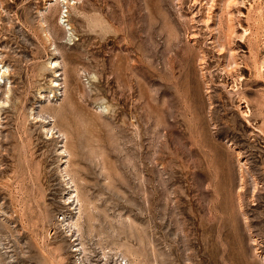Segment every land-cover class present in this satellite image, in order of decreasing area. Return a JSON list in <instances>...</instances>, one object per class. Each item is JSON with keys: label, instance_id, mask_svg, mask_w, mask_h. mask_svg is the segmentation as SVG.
<instances>
[{"label": "rangeland", "instance_id": "1", "mask_svg": "<svg viewBox=\"0 0 264 264\" xmlns=\"http://www.w3.org/2000/svg\"><path fill=\"white\" fill-rule=\"evenodd\" d=\"M53 2L0 0V264H264V0L240 94L202 23L223 0Z\"/></svg>", "mask_w": 264, "mask_h": 264}, {"label": "bare ground", "instance_id": "2", "mask_svg": "<svg viewBox=\"0 0 264 264\" xmlns=\"http://www.w3.org/2000/svg\"><path fill=\"white\" fill-rule=\"evenodd\" d=\"M51 1V0H50ZM72 1V3L70 2ZM75 0H54L53 4H49V5H54V6H58L59 3H63L67 9V7H69L70 9H73L75 6L74 4ZM219 2L221 0H218ZM78 2V1H76ZM80 2V1H79ZM83 1H81L80 3H82ZM223 2L225 3V14L224 17L220 14V16L217 18L218 21L216 22V27H212L211 25L214 24L213 22V15L210 13L211 11H208L209 13L206 14L205 19L202 20V23L205 26V31H207L208 33V39L209 40V44L211 46L210 49H215L218 52V56L220 55H224L223 58H225V56H227V63H224V67H223V73L226 76V86H228L229 88L233 89V91L236 92V94H240V84L241 82L244 80V75L240 73V67H241V61L238 58V53L237 51L234 49V47L232 48V46H234V42L235 40H239V41H244V39L246 38V36L249 34V29L248 28H244L240 25L239 22V17H244L243 12H241L239 9H237L238 5L241 6L244 4V0H223ZM213 3V2H212ZM221 3V2H220ZM206 4V3H205ZM82 5V4H81ZM200 5V4H199ZM219 6V5H218ZM203 7V6H202ZM210 7V6H209ZM213 7V4H212ZM220 8V7H219ZM224 8V7H223ZM221 9V8H220ZM248 9V8H247ZM212 10V9H211ZM66 14L69 12V10L64 11ZM207 12V11H206ZM63 15V14H62ZM205 15V14H204ZM223 19H222V17ZM246 16V15H245ZM64 17H68V15H64ZM92 17V16H91ZM215 19V18H214ZM216 19V20H217ZM226 20L227 22V29L226 32L224 33V29H223V20ZM44 23V22H43ZM42 23V24H43ZM41 24V25H42ZM68 25V23H67ZM69 26V25H68ZM43 27V26H42ZM44 30H46V28H44ZM46 36V35H45ZM51 36V35H50ZM197 36V35H196ZM47 37V36H46ZM49 37V36H48ZM194 37V36H193ZM50 41L52 39H49ZM222 40H224L225 42L222 44ZM51 43V42H50ZM54 45V44H53ZM55 48V47H54ZM204 50V49H203ZM203 54V53H202ZM205 54V53H204ZM203 56H200V61H199V68L200 71L203 75V64H205L204 60H203ZM205 58V57H204ZM221 58V57H220ZM199 60V59H198ZM244 62V61H243ZM1 63V62H0ZM57 62L54 61V63H51L49 65H53V67L56 65ZM245 63V62H244ZM226 64V65H225ZM1 65V64H0ZM244 65V64H243ZM7 66V65H6ZM4 67L3 65L0 66V80L7 78V75L10 74V71L7 67ZM222 66V65H221ZM13 67V66H12ZM246 67V65H245ZM10 68V66H9ZM247 68V67H246ZM221 69V68H220ZM253 70H254V75L255 76H261L262 71L264 70V62H258L257 60H255L253 62ZM41 73V71H40ZM55 73V72H54ZM12 74V73H11ZM264 75V74H262ZM40 76V74H39ZM10 78V77H9ZM203 78V77H202ZM12 79V77H11ZM262 79V78H261ZM264 79V77H263ZM36 81V80H35ZM52 81V80H51ZM54 83V82H53ZM210 84V83H209ZM208 83H206L205 86V93L207 94L206 96H208V100H209V108L212 107L211 105V87L209 86ZM57 85V84H56ZM29 88V87H28ZM242 89V88H241ZM5 94V93H4ZM235 96V95H234ZM238 96V95H237ZM241 96V95H240ZM7 97V96H6ZM6 99V98H5ZM8 99V98H7ZM239 99V98H238ZM4 100V99H3ZM233 102V100H232ZM3 103V102H1ZM6 103V102H5ZM264 103V102H263ZM213 104V103H212ZM240 104H243V106L240 107ZM239 105H237V110L240 113V115L244 118H249L252 116V111L249 107V103L248 101L244 98V96H242V101L240 102ZM236 107V106H235ZM211 111V110H210ZM48 131L51 132L52 134V129H49ZM65 151H63L64 153ZM237 157H240V152L238 151L236 153ZM65 162V161H64ZM241 179H240V184H239V189L237 191V202H238V206L240 211L242 212V190L243 188H245V184H246V178L245 176L248 174L247 168H245V162L242 163L241 165ZM249 176V175H248ZM251 177V176H250ZM245 178V179H244ZM72 186V185H70ZM69 186V187H70ZM257 188V181H255L254 178V190ZM71 192L75 191V190H69ZM254 194V191L252 192ZM252 194V195H253ZM77 197V196H75ZM78 202V199H76ZM252 200V199H251ZM70 201V198H68V202ZM72 202L74 200H71ZM62 221V220H61ZM70 235L71 234V230L67 231ZM77 239H74L73 241H76ZM254 245V251L256 254H258V250ZM71 252L74 253V257H77L75 259V261H78V263L80 264V255L82 254V246L79 247L78 243H74L71 247Z\"/></svg>", "mask_w": 264, "mask_h": 264}]
</instances>
